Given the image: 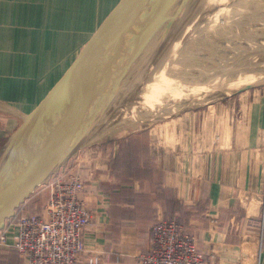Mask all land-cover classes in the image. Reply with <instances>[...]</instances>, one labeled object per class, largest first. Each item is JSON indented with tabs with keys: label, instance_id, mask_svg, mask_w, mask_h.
<instances>
[{
	"label": "crops",
	"instance_id": "1",
	"mask_svg": "<svg viewBox=\"0 0 264 264\" xmlns=\"http://www.w3.org/2000/svg\"><path fill=\"white\" fill-rule=\"evenodd\" d=\"M118 1L0 0V156ZM254 88L98 138L69 159L90 215L76 264H137L156 219L190 229L207 264H264V87L243 91ZM0 264L23 263L0 245Z\"/></svg>",
	"mask_w": 264,
	"mask_h": 264
},
{
	"label": "water",
	"instance_id": "2",
	"mask_svg": "<svg viewBox=\"0 0 264 264\" xmlns=\"http://www.w3.org/2000/svg\"><path fill=\"white\" fill-rule=\"evenodd\" d=\"M193 1L119 0L109 11L12 135L0 172V229L123 109L121 100L140 83Z\"/></svg>",
	"mask_w": 264,
	"mask_h": 264
},
{
	"label": "rangeland",
	"instance_id": "3",
	"mask_svg": "<svg viewBox=\"0 0 264 264\" xmlns=\"http://www.w3.org/2000/svg\"><path fill=\"white\" fill-rule=\"evenodd\" d=\"M188 8L181 24L170 36L159 56L146 69L140 83L121 100L120 106L123 109L107 123L95 140L147 129L178 113L200 109L220 99L249 97L258 89L241 93H234L240 86L228 90H197V74L201 69L220 72L230 69L236 73L242 71L248 75V79L255 78L252 82L264 79V0H194ZM220 8H234V12L225 16L219 13ZM210 17L213 20L208 22L207 18ZM225 18L227 23L224 24ZM175 39L176 51L160 62ZM182 48H185L183 53ZM169 57L171 60L168 65H160V71L153 74L156 64L163 63ZM147 79L152 82L147 84ZM261 84L255 87H264V83ZM230 93L233 94L226 95ZM135 96L140 98L136 99ZM187 106L193 108L178 112ZM5 154L4 151L0 156L1 173ZM46 197L47 194L43 195L37 215L41 213Z\"/></svg>",
	"mask_w": 264,
	"mask_h": 264
},
{
	"label": "built area",
	"instance_id": "4",
	"mask_svg": "<svg viewBox=\"0 0 264 264\" xmlns=\"http://www.w3.org/2000/svg\"><path fill=\"white\" fill-rule=\"evenodd\" d=\"M45 186L41 213L6 220L0 245L13 248L23 264H76L86 251L84 232L90 221L81 198L84 183L75 170L64 168ZM150 236L151 246L137 256V264H207L193 233L175 219H156Z\"/></svg>",
	"mask_w": 264,
	"mask_h": 264
},
{
	"label": "bare ground",
	"instance_id": "5",
	"mask_svg": "<svg viewBox=\"0 0 264 264\" xmlns=\"http://www.w3.org/2000/svg\"><path fill=\"white\" fill-rule=\"evenodd\" d=\"M177 39V38H176ZM175 39V40H176ZM175 42V41H174ZM166 51V50H165ZM184 49L181 50V53H183ZM165 54V52H164ZM163 54V55H164ZM162 55V57H163ZM162 57L160 58V60L162 59ZM171 57H169L168 59H166L163 63H159L158 65L156 64V68L154 69V72L153 74H155V72L157 71H160L161 69V66L164 67V65H168L169 61L171 60L170 59ZM159 60V61H160ZM161 65V66H160ZM160 66V67H159ZM152 73V72H151ZM148 74V72H147ZM150 75V74H149ZM247 75V74H246ZM245 75V73H243L242 71H238L237 73L236 72H233V70H230V69H225L223 72H220V71H212V70H207V69H201V71L198 72L197 74V79L199 80L198 81V84H197V90L199 89H214V88H221L220 90H225V89H232L234 86H244L254 80H256L255 78L253 79H248L247 76ZM243 76V77H242ZM146 77V76H145ZM148 77V76H147ZM146 77V78H147ZM259 77V76H258ZM149 78V77H148ZM145 80V79H144ZM148 80V79H147ZM151 80V79H150ZM152 82L151 81H146V83H150ZM142 84V83H141ZM144 84V83H143ZM142 84V85H143ZM242 85V86H241ZM196 87V85H194ZM140 87V86H139ZM239 87V88H240ZM238 88V89H239ZM140 91V88L138 89V92ZM213 92V91H212ZM137 94V93H136ZM133 96V95H132ZM137 96V95H136ZM135 96V97H136ZM140 98V97H138ZM136 97V99H138ZM164 98V97H163ZM167 98V97H166ZM142 99V98H141ZM140 100V99H139ZM138 101V100H137ZM160 101V100H159ZM201 102V101H200ZM202 103V102H201ZM189 105V103H188Z\"/></svg>",
	"mask_w": 264,
	"mask_h": 264
},
{
	"label": "trees",
	"instance_id": "6",
	"mask_svg": "<svg viewBox=\"0 0 264 264\" xmlns=\"http://www.w3.org/2000/svg\"><path fill=\"white\" fill-rule=\"evenodd\" d=\"M76 172L79 174L78 171ZM42 197L43 195L41 193L35 192L32 194V196L16 210L14 218L22 214H36Z\"/></svg>",
	"mask_w": 264,
	"mask_h": 264
}]
</instances>
